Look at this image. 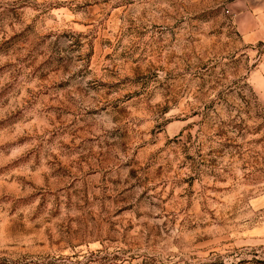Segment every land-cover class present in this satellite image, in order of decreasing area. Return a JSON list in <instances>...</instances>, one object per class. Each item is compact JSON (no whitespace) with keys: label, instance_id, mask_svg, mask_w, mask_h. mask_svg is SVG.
I'll return each mask as SVG.
<instances>
[{"label":"rangeland","instance_id":"1","mask_svg":"<svg viewBox=\"0 0 264 264\" xmlns=\"http://www.w3.org/2000/svg\"><path fill=\"white\" fill-rule=\"evenodd\" d=\"M255 0H0V264H264Z\"/></svg>","mask_w":264,"mask_h":264},{"label":"crops","instance_id":"2","mask_svg":"<svg viewBox=\"0 0 264 264\" xmlns=\"http://www.w3.org/2000/svg\"><path fill=\"white\" fill-rule=\"evenodd\" d=\"M236 29L247 43L264 39V0H255L246 11L238 12L235 18ZM251 86L264 97V55L257 68L249 76Z\"/></svg>","mask_w":264,"mask_h":264}]
</instances>
